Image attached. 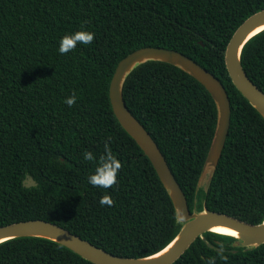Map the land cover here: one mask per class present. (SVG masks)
Instances as JSON below:
<instances>
[{
	"label": "trees",
	"instance_id": "obj_1",
	"mask_svg": "<svg viewBox=\"0 0 264 264\" xmlns=\"http://www.w3.org/2000/svg\"><path fill=\"white\" fill-rule=\"evenodd\" d=\"M264 0H0V227L41 220L112 255L150 256L179 231L172 201L148 158L117 122L109 85L118 63L147 47L173 50L223 85L230 124L206 191L196 192L217 121L207 90L177 67L146 62L126 77V108L157 144L190 212L264 220V120L233 86L224 53L235 30ZM94 33L59 53L60 40ZM241 66L264 93V31L241 52ZM75 92L76 103L64 101ZM108 144L122 163L113 188L94 187ZM91 151L94 161H84ZM30 176L35 187L24 188ZM110 195L114 205L100 206ZM174 264H264V244L232 253V240L204 235ZM223 245L227 260L217 255ZM0 264H92L41 238L0 244Z\"/></svg>",
	"mask_w": 264,
	"mask_h": 264
},
{
	"label": "water",
	"instance_id": "obj_2",
	"mask_svg": "<svg viewBox=\"0 0 264 264\" xmlns=\"http://www.w3.org/2000/svg\"><path fill=\"white\" fill-rule=\"evenodd\" d=\"M261 26H264V10L247 18L235 30L226 46L224 62L235 89L264 120V93L248 78L240 61L244 45L264 31L261 29L253 33ZM150 61L167 63L179 68L199 82L215 102L216 128L196 192L199 190V182L203 176H205L204 181L206 182L203 190L207 192L218 165L230 124V103L225 88L214 75L193 60L173 50L153 47L141 48L122 59L115 68L109 85L112 112L122 129L136 142L148 158L172 201L176 221L180 227L173 240L150 256L123 258L97 248L57 225L41 220H32L0 227V244L18 238H41L68 249L92 264H174L198 238L205 242L209 248H213L204 238L207 233L231 239L232 253H237L238 250L251 251L264 244V220L258 225H252L231 216L210 212L204 206L201 211H198L197 198L193 203V211L190 212L186 198L157 144L128 111L123 100L122 87L127 75L137 66ZM22 186L31 188L35 187L36 183L30 176H26ZM216 227L232 230L236 235L215 233L213 229Z\"/></svg>",
	"mask_w": 264,
	"mask_h": 264
},
{
	"label": "clouds",
	"instance_id": "obj_3",
	"mask_svg": "<svg viewBox=\"0 0 264 264\" xmlns=\"http://www.w3.org/2000/svg\"><path fill=\"white\" fill-rule=\"evenodd\" d=\"M94 33L86 31H78L74 34L65 35L60 40L59 53L65 55L73 51L77 44L89 45L94 41ZM76 94L75 92L71 97L66 99V103L69 107H72L76 103ZM105 155H102L99 159V164L95 169V174L91 175L88 178V183L94 187H100L104 189L113 188L117 184V175L122 168V163L113 155L108 144H105L104 147ZM84 161H94L95 156L91 151H85L83 153ZM100 206H113L114 200L110 195H104L100 201ZM218 256L223 260H227V257L223 253V245H220V251L217 253ZM206 264H215V258H209Z\"/></svg>",
	"mask_w": 264,
	"mask_h": 264
},
{
	"label": "bare ground",
	"instance_id": "obj_4",
	"mask_svg": "<svg viewBox=\"0 0 264 264\" xmlns=\"http://www.w3.org/2000/svg\"><path fill=\"white\" fill-rule=\"evenodd\" d=\"M261 29H264V26H261L259 28H257L253 33L261 30ZM213 231L215 233H218V234H222V235H232V236H235L236 233L232 230H229V229H226V228H220V227H216L213 229Z\"/></svg>",
	"mask_w": 264,
	"mask_h": 264
},
{
	"label": "rangeland",
	"instance_id": "obj_5",
	"mask_svg": "<svg viewBox=\"0 0 264 264\" xmlns=\"http://www.w3.org/2000/svg\"><path fill=\"white\" fill-rule=\"evenodd\" d=\"M204 178L205 176H203L199 182V190H198V193L200 190H203L205 188V185H206V182L204 181Z\"/></svg>",
	"mask_w": 264,
	"mask_h": 264
}]
</instances>
